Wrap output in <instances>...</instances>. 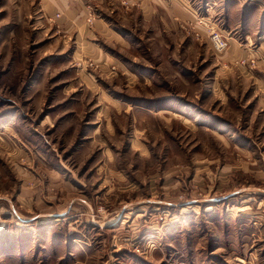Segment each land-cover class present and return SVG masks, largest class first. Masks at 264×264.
<instances>
[{
	"label": "rangeland",
	"instance_id": "374dc122",
	"mask_svg": "<svg viewBox=\"0 0 264 264\" xmlns=\"http://www.w3.org/2000/svg\"><path fill=\"white\" fill-rule=\"evenodd\" d=\"M190 1L243 58L132 0L75 32L0 0V264H264V0Z\"/></svg>",
	"mask_w": 264,
	"mask_h": 264
},
{
	"label": "crops",
	"instance_id": "0c3cea01",
	"mask_svg": "<svg viewBox=\"0 0 264 264\" xmlns=\"http://www.w3.org/2000/svg\"><path fill=\"white\" fill-rule=\"evenodd\" d=\"M122 1L123 0H48V14L51 16L50 19H54L57 14H60V17L55 18V20L57 21L62 18L61 22L63 26H65L67 30L75 32L76 25H78L76 20L83 16H87L86 10L88 4L97 6L98 4L112 2L119 5L121 2L123 5ZM131 4L134 5L131 10L132 13L140 15V18L146 24L157 21L159 28L163 29V31L167 29L179 32L181 31L180 29H185L189 25L188 23L194 22L199 16L190 0H132ZM82 21L83 20H80L79 22L81 23ZM101 21L96 20L94 26L96 28L95 30L85 29L84 32L86 36H90L86 45L95 53L96 57L103 60L104 64L108 63L110 60V65H115L114 63H117V61L112 58V55L109 54L108 51L105 52L103 49L105 50V47H108L107 44L126 46L128 40L125 35L121 34V32L116 29L115 23L112 21ZM200 33L204 37L203 32ZM205 33L207 32L205 31ZM98 37L104 40L106 46L94 42L93 39ZM234 41L233 39V42ZM228 42L232 44L230 53L234 54V58L237 60L243 58L246 51L243 49L241 50L235 43H231L229 38ZM250 54L251 53L247 54V58H249L248 55Z\"/></svg>",
	"mask_w": 264,
	"mask_h": 264
},
{
	"label": "built area",
	"instance_id": "2783aa9c",
	"mask_svg": "<svg viewBox=\"0 0 264 264\" xmlns=\"http://www.w3.org/2000/svg\"><path fill=\"white\" fill-rule=\"evenodd\" d=\"M123 3H125V2H123ZM59 17H60V14H57L55 16V18H59ZM197 21H198L197 22L198 25L205 26V28L209 32V38H210L212 48L217 53H223L224 51H226L228 49L229 42H228V38L226 36H224L217 29H214L213 25H209V23H206L205 21H203V19L197 18Z\"/></svg>",
	"mask_w": 264,
	"mask_h": 264
}]
</instances>
